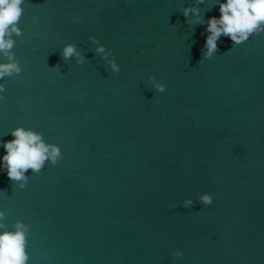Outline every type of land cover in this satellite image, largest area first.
Segmentation results:
<instances>
[{
  "label": "water",
  "instance_id": "obj_1",
  "mask_svg": "<svg viewBox=\"0 0 264 264\" xmlns=\"http://www.w3.org/2000/svg\"><path fill=\"white\" fill-rule=\"evenodd\" d=\"M191 2L25 0L0 141L22 126L62 152L23 190L0 173L4 223L30 225L28 264H264V34L234 48L221 37L199 62L204 25L191 31L180 12ZM68 42L83 65L60 58ZM205 191L211 205L179 206Z\"/></svg>",
  "mask_w": 264,
  "mask_h": 264
},
{
  "label": "clouds",
  "instance_id": "obj_2",
  "mask_svg": "<svg viewBox=\"0 0 264 264\" xmlns=\"http://www.w3.org/2000/svg\"><path fill=\"white\" fill-rule=\"evenodd\" d=\"M25 0H0V100L4 99L6 78L18 76L22 66L16 60L11 49L15 41L12 37L20 36L21 28L18 26L23 14ZM206 5V7H202ZM215 7L218 15L203 18L202 13ZM203 10V12H202ZM180 12L185 18L188 28L193 31L194 27L204 25L203 45L201 58L208 60L217 52L218 42L221 37L229 40L231 48L249 40L253 35L264 34V0H192L184 5ZM74 22L80 23L78 17H73ZM33 23L38 22V17H32ZM87 40L92 45L93 52L111 73H119L120 65L112 58V50L106 48L94 36L89 35ZM59 56L63 61L75 58V65L85 63V55L75 43H64L59 50ZM198 62V63H199ZM60 72L59 65L53 67ZM146 83L155 93H163L165 85L148 75ZM5 135H10L11 140L0 141V173L4 174L11 188L23 190L30 175L39 174L45 165L56 166L62 159L60 147L55 143L45 142L42 133L33 131L31 128L17 126L11 128ZM28 170L30 173L26 174ZM215 183V179L212 180ZM5 191L0 189V194ZM214 194L201 192L196 199L185 198L179 206L192 208L197 203L208 206L213 203ZM176 207V205H173ZM6 209L0 211V264H28L29 255L28 235L30 225L22 220H16L11 227L4 223ZM170 257L175 260L183 256L179 248H172Z\"/></svg>",
  "mask_w": 264,
  "mask_h": 264
}]
</instances>
